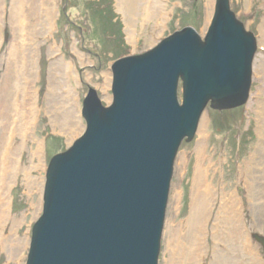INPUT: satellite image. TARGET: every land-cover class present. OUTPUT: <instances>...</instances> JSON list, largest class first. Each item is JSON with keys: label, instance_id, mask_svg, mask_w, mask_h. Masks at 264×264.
I'll use <instances>...</instances> for the list:
<instances>
[{"label": "water", "instance_id": "obj_1", "mask_svg": "<svg viewBox=\"0 0 264 264\" xmlns=\"http://www.w3.org/2000/svg\"><path fill=\"white\" fill-rule=\"evenodd\" d=\"M214 1L203 40L185 27L119 58L107 107L88 90L82 136L49 161L26 264H158L178 149L207 105L230 111L249 99L256 39L230 0Z\"/></svg>", "mask_w": 264, "mask_h": 264}, {"label": "rangeland", "instance_id": "obj_2", "mask_svg": "<svg viewBox=\"0 0 264 264\" xmlns=\"http://www.w3.org/2000/svg\"><path fill=\"white\" fill-rule=\"evenodd\" d=\"M12 3L13 0H0V80L8 59L7 53H5L6 48L12 39V27L9 22ZM55 4L54 30L50 36L42 39L41 54L37 61L39 78L35 84V89L38 91V99L35 104L38 107V115L33 125L35 140L28 143L27 149L22 152L20 157L21 164L28 165L29 152L36 148L38 142L42 144L44 148L42 168L33 171L32 175L40 182L43 180V185L47 167L53 155L64 152L84 132L85 121L80 112L82 101L88 90L92 88L97 92L104 107L111 104L112 71L110 68L114 61L122 57L144 54L156 47L167 36L185 27H192L203 40L214 12L213 7L211 17L206 21L205 0H166L165 9L168 18L164 29L160 34L152 36L150 31L153 23H144L143 25L137 23V37L133 44L126 37L124 18L116 6V0H55ZM230 8L246 31L254 35L257 43L252 63L249 100L243 107L230 111L218 112L208 106L200 118L193 140L190 143L183 142L178 149L164 213L165 220L159 245L158 264H174L168 255H171V249L176 248V244L180 242L179 234L182 238L186 236V229L181 227L180 232L174 236L169 253L167 235L165 234L169 228L177 229L190 216L192 180L197 166L201 165L205 168L212 165L208 172V182L226 195L237 192L248 207L247 192L243 189L242 177L253 158L260 157L261 160L258 159L259 170L256 175H252L254 177L252 180L255 181V176L256 179L259 178V183L264 189V138L259 136L262 131L264 132V0H230ZM53 44L59 49V53L49 57L46 50ZM58 58L73 65L78 76V83L72 80L71 85L78 97L75 102V110L79 112V128L71 138L54 128L47 114V71L51 63ZM178 98L181 101L179 86ZM3 125L4 121L2 120L0 121V137ZM199 143L204 149L203 158L205 159L201 164L197 160L196 152ZM35 164L39 165V162L35 161ZM255 193L253 199L258 203L256 209L259 226L250 230L251 240L254 252L264 262L262 244L256 241L264 240V196L263 200H260V195ZM7 194L11 201L12 214L21 220V226L17 231L18 235L28 238V245L22 252L23 259L16 263L26 264L31 230L36 219L42 213L43 194L36 190L25 189L21 176L17 178L15 185L7 191ZM38 205L40 208L37 207ZM212 224L211 221L208 223V233ZM220 247L229 253V258H233L232 253L227 251L224 245L220 244ZM206 251V257L202 264H211L214 262L215 256L212 254L213 243L210 233L207 237ZM223 252L219 254L220 260L218 259L214 264H221L225 261ZM234 260V263L230 261V264H238L236 259ZM16 263L8 262L5 254L0 251V264Z\"/></svg>", "mask_w": 264, "mask_h": 264}, {"label": "bare ground", "instance_id": "obj_3", "mask_svg": "<svg viewBox=\"0 0 264 264\" xmlns=\"http://www.w3.org/2000/svg\"><path fill=\"white\" fill-rule=\"evenodd\" d=\"M214 2V0H205L206 21L211 17ZM165 3L166 0H116V6L124 18L126 37L131 43L136 42L137 23L142 25L153 23L150 33L152 36L160 34L168 18ZM55 8V0H13L9 21L12 27V39L6 48L8 59L0 80V121H4L0 137V251L5 254L8 262L13 263L22 261V252L28 245V238L18 235L21 220L12 214L7 191L21 176L25 189L36 190L43 194V180L40 182L32 175L33 171L42 168L44 150L42 144L38 142L36 148L29 152L28 165L23 166L20 157L27 149L28 143L35 140L33 125L38 115V107L35 105L38 91L35 89V84L39 78L37 61L41 54L42 39L50 36L54 30ZM58 50L53 44L46 51L48 56L52 57L59 53ZM62 60L58 58L53 61L47 71V114L53 127L71 138L79 128V112L75 110L78 97L71 85L72 80L78 83V76L75 67ZM182 99L181 95V101L178 98L180 105ZM259 136L263 139L264 132L262 131ZM202 148L199 143L196 150L199 164L205 160ZM258 159L261 160L260 157L253 158L255 161L252 160L246 167L242 177V186L247 192L248 207L237 192L226 195L208 182V172L212 165L203 168L198 164L192 180L190 216L177 229L169 228L165 234L167 250H169L176 233L180 232L181 227L186 229V236L182 238L179 234L180 242L175 243L176 248L171 249L172 253L168 255L174 264H202L206 257L209 233L213 243L212 254L215 256L211 264L218 261L219 254L224 251L220 244L233 255L231 259L229 253L224 251L225 261L221 264H230V261L234 263V259L238 264H264L253 250L250 231L259 226L256 209L258 203L253 196L255 192L260 195V200H263L264 196L260 179H256L255 176V181L252 180L254 179L252 175H256L259 170ZM35 161H38L39 165L35 164ZM216 206L217 208L214 209ZM37 207L40 208V205ZM210 221L213 224L208 233ZM6 230L8 232H5ZM256 241L262 244L264 250V240ZM229 259L231 260L227 261Z\"/></svg>", "mask_w": 264, "mask_h": 264}, {"label": "trees", "instance_id": "obj_4", "mask_svg": "<svg viewBox=\"0 0 264 264\" xmlns=\"http://www.w3.org/2000/svg\"><path fill=\"white\" fill-rule=\"evenodd\" d=\"M118 53V52H117Z\"/></svg>", "mask_w": 264, "mask_h": 264}]
</instances>
